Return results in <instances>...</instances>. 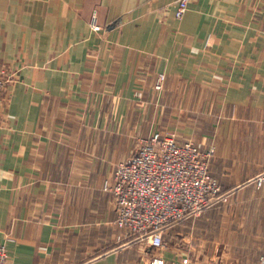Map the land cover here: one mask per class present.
Segmentation results:
<instances>
[{
    "label": "crops",
    "instance_id": "0c3cea01",
    "mask_svg": "<svg viewBox=\"0 0 264 264\" xmlns=\"http://www.w3.org/2000/svg\"><path fill=\"white\" fill-rule=\"evenodd\" d=\"M175 8L176 0H0L7 264L259 263L264 183L251 180L264 171V0H191L181 19ZM155 131L213 146L208 170L221 189L165 227L177 241L160 250L117 226L101 189ZM186 220L188 236L178 227Z\"/></svg>",
    "mask_w": 264,
    "mask_h": 264
},
{
    "label": "built area",
    "instance_id": "2783aa9c",
    "mask_svg": "<svg viewBox=\"0 0 264 264\" xmlns=\"http://www.w3.org/2000/svg\"><path fill=\"white\" fill-rule=\"evenodd\" d=\"M190 2L176 0V19H181ZM95 22L93 15L91 26L98 28ZM164 79L162 73L156 76L155 91L163 89ZM3 85L0 71V91ZM213 153V146L200 149L190 140L178 142L173 133L155 131L148 138L139 139L132 155L115 166L112 176L101 187L114 200L117 226L149 247L162 249L165 227L198 214L211 204V199L220 196V186L208 170ZM251 182L260 188L264 171ZM181 263L195 264L189 257L182 258ZM0 264H7L4 243H0ZM150 264L164 262L154 256ZM258 264H264V252Z\"/></svg>",
    "mask_w": 264,
    "mask_h": 264
},
{
    "label": "rangeland",
    "instance_id": "374dc122",
    "mask_svg": "<svg viewBox=\"0 0 264 264\" xmlns=\"http://www.w3.org/2000/svg\"><path fill=\"white\" fill-rule=\"evenodd\" d=\"M188 224H189V220L179 223L178 227L182 225V228H183L180 232L182 235L188 236ZM173 230L174 228L167 229V230L165 229V231L163 232L162 237H163V242L165 246L174 247V242H176L177 240H175L176 237H174Z\"/></svg>",
    "mask_w": 264,
    "mask_h": 264
},
{
    "label": "water",
    "instance_id": "95a60500",
    "mask_svg": "<svg viewBox=\"0 0 264 264\" xmlns=\"http://www.w3.org/2000/svg\"><path fill=\"white\" fill-rule=\"evenodd\" d=\"M217 198L211 199L209 203H213Z\"/></svg>",
    "mask_w": 264,
    "mask_h": 264
}]
</instances>
